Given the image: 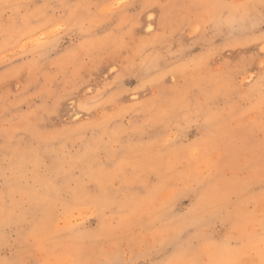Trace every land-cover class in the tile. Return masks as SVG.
<instances>
[{
	"label": "rangeland",
	"instance_id": "374dc122",
	"mask_svg": "<svg viewBox=\"0 0 264 264\" xmlns=\"http://www.w3.org/2000/svg\"><path fill=\"white\" fill-rule=\"evenodd\" d=\"M264 0H0V264H264Z\"/></svg>",
	"mask_w": 264,
	"mask_h": 264
},
{
	"label": "snow or ice",
	"instance_id": "6c2138e0",
	"mask_svg": "<svg viewBox=\"0 0 264 264\" xmlns=\"http://www.w3.org/2000/svg\"><path fill=\"white\" fill-rule=\"evenodd\" d=\"M261 225H262V229H264V220L261 221ZM261 240H262V242H264V231H262ZM176 264H189V262L178 261V262H176Z\"/></svg>",
	"mask_w": 264,
	"mask_h": 264
}]
</instances>
